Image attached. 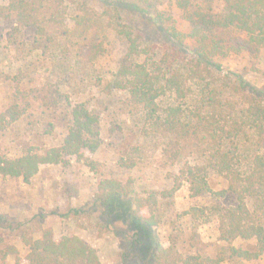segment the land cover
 Listing matches in <instances>:
<instances>
[{
  "label": "trees",
  "instance_id": "trees-1",
  "mask_svg": "<svg viewBox=\"0 0 264 264\" xmlns=\"http://www.w3.org/2000/svg\"><path fill=\"white\" fill-rule=\"evenodd\" d=\"M102 2L103 10L98 12L87 0H6L0 3V22L9 20L21 30H31L38 42L56 46L58 55L70 33V10L75 11L72 19L78 30L102 27L106 21L105 26L127 42L113 86L126 92L129 105L142 114V131L166 139L163 153L171 163L180 162L186 151L200 158L179 167L171 189L150 192L146 198L135 192L130 181H100L94 201L106 210L111 206L112 213L126 214L124 221L135 228L130 246L122 252L124 261L258 260L264 255V85L256 86L242 73L226 69L222 59L264 50V0H174L187 31L171 13L153 11L151 0ZM138 14L153 28H138ZM104 52L102 42L88 45L84 61L93 62ZM28 77L19 71L15 80L21 84ZM28 107L11 103L0 113V130L17 122ZM69 115L61 145L43 153L29 149L16 157L0 154V175L29 181L42 165L64 164L67 156L84 160V150L95 152L101 145L98 115L84 103L72 105ZM211 174L222 177L226 186L214 189ZM183 184L191 197L209 198L185 214L216 225L222 246L214 255L185 254L174 244L164 246L154 229L160 222L156 213L160 198L173 197ZM79 212L71 209L62 216ZM39 229L40 237L22 234L29 246L27 264H104L99 251L81 237L63 236L57 241L51 228ZM136 247L142 252L135 253Z\"/></svg>",
  "mask_w": 264,
  "mask_h": 264
},
{
  "label": "rangeland",
  "instance_id": "rangeland-1",
  "mask_svg": "<svg viewBox=\"0 0 264 264\" xmlns=\"http://www.w3.org/2000/svg\"><path fill=\"white\" fill-rule=\"evenodd\" d=\"M87 3L98 12L103 10L102 0ZM150 4L153 11L171 13L179 27L188 30L174 0H151ZM74 12L68 13L70 33L59 46L64 52L58 55L56 46L38 42L31 30H21L9 20L0 22V113L13 102L29 106L17 122L0 130V154L16 157L29 149L43 153L61 145L75 103H84L98 115L101 136L95 152L84 150V160L67 156L64 164L42 165L29 181L0 175V262L6 264L28 263L29 246L22 234L40 237V226L51 228L57 241L63 236L81 237L99 251L104 264H138L124 261L122 255L135 231L124 221L126 214L112 213L111 206L106 210L94 201L100 181H130L135 192L146 198L150 192L171 189L173 175L184 162L200 160L196 153L186 151L180 162L171 163L163 153L166 139L142 131V114L129 105L126 92L113 86L127 51L126 40L105 26L106 21L102 27L76 29ZM137 25L153 28L140 14ZM100 42L105 52L93 62L84 61L88 45ZM222 62L226 69L242 73L254 85H264V50L256 55H232ZM19 71L29 75L21 84L15 80ZM132 162L135 165L129 167ZM210 182L216 190L226 186L217 174H211ZM208 202V197H191L187 184L173 197L160 198L156 212L160 222L154 229L162 244H174L185 254L219 252L222 242L216 225L185 214L192 206ZM71 209L81 212L64 218L62 214ZM133 251L142 252L138 247ZM223 264H264V255L250 262Z\"/></svg>",
  "mask_w": 264,
  "mask_h": 264
}]
</instances>
